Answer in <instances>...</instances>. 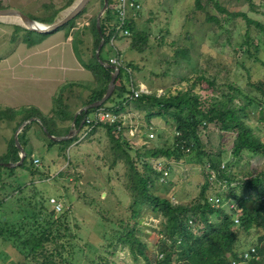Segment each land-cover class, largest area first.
I'll return each instance as SVG.
<instances>
[{
	"label": "trees",
	"instance_id": "obj_1",
	"mask_svg": "<svg viewBox=\"0 0 264 264\" xmlns=\"http://www.w3.org/2000/svg\"><path fill=\"white\" fill-rule=\"evenodd\" d=\"M73 1L65 0L61 8L70 6ZM98 1L101 7L103 0ZM139 1L124 0L125 13H122V8L116 7L121 0H108V6L100 17V32L95 25V13L88 17L85 25L70 34L76 20L85 13L87 4L73 18L58 27L65 29V35L72 36L71 46L79 59L77 47L83 45V33L86 31L89 34L90 56L82 61V66L92 73L95 85L84 99L79 97L83 99L81 106L102 96L112 71L111 67L102 65L95 56L100 34L103 43L99 49V58L111 64L110 58L118 57L116 64L119 73L112 92L100 105L78 113L74 125L77 127L86 116L100 107L108 110L114 116L113 119L95 123L84 119L75 135L55 141L48 138L46 132L52 135L67 133L70 124L59 125L64 120L71 122L74 117V111L67 104H63V112L56 108L43 112L33 105L20 109H0V119L16 118L14 130L29 117L35 116L40 120L33 119L22 127L18 133V141L25 151L22 162L12 167L0 164V176L6 174L12 177L15 174L17 178L14 180L17 182L19 177L16 169L45 175L44 171L33 164L31 139L26 135L33 122L39 124L48 140L47 145L60 146L59 150L72 144L87 128L90 130L85 134L86 137L102 127L109 142L112 164L118 161L125 164L131 197L129 205L123 214L116 217L99 211L98 219L106 225L98 233V240L80 243L82 229L78 222L71 219L74 217L69 207L65 206L64 199L61 211L55 208L49 210V195L37 191L34 185L3 183L0 192L5 187L10 189L0 196V236L10 240L18 250L22 257L19 264L25 260L33 264H113L111 257L116 248L123 246L128 249L132 264H264V82L258 80L247 84L249 75H246V88L230 79L217 81L214 75H205L206 70L197 69L190 47L181 46L175 47L171 55V71L176 75V67H190L194 74L188 76L183 73L180 77L185 85L165 88L161 92L146 87L145 91L135 96L130 87H139L133 77L134 69L139 67L132 61L120 59L119 50L112 40L131 36V47L141 52L147 34L139 35V31L135 30ZM194 5L200 8L201 0H194ZM56 14L57 11H54L44 19L31 18L42 23H52ZM213 18L210 17L211 20ZM249 24L264 30V26L255 20L246 19V25ZM14 27L30 31L19 25ZM124 29L127 34L120 33ZM47 33L38 32L39 37L26 38L25 42L31 45ZM251 38L246 35L247 40ZM106 46L115 48L114 55L103 58L101 54ZM165 69L161 72L162 76H166L170 68L167 66ZM203 81L206 83L204 89L209 91L206 96L199 93ZM251 86L259 95L250 94ZM111 98L114 99L113 103L106 104ZM132 108L142 111L147 122L153 117L164 119L173 128L172 142L160 145L150 142L152 139L144 133L148 127L138 126L139 137L144 138V147L133 146L125 132H129L134 124L124 119ZM57 114H61L60 119ZM206 123L218 126L221 144L216 153L205 151L199 138L198 129L200 126L205 127ZM225 137L231 140L228 153L223 146ZM6 143L0 161H17L19 149L13 135ZM171 159L182 162L186 159L203 165L204 179L195 197L187 201L167 197L168 185L177 182L166 178L160 180V176L168 173ZM67 160H70L68 156ZM212 184L218 185L209 191ZM28 186L33 190L34 199L32 201L28 198L27 206L19 205L22 216L13 222L6 216L4 204L14 196L13 191H21ZM172 194L175 195V192ZM55 196L54 200L56 198L59 201L63 195ZM145 212L160 215L159 227L152 235L143 232L142 218ZM145 234L146 238H143ZM148 237H153L152 244ZM242 237H246L244 242L249 244L246 249L241 247L244 244L240 242Z\"/></svg>",
	"mask_w": 264,
	"mask_h": 264
},
{
	"label": "rangeland",
	"instance_id": "obj_2",
	"mask_svg": "<svg viewBox=\"0 0 264 264\" xmlns=\"http://www.w3.org/2000/svg\"><path fill=\"white\" fill-rule=\"evenodd\" d=\"M76 1L74 0L70 6L61 8L65 0H0V7L14 8L29 17L43 19L57 11L54 19L57 21ZM139 3L135 30L139 31V35L147 34L141 52L131 47V36H122L112 41L119 50L120 59L138 65L139 68L134 69L133 77L143 90L147 87L161 92L165 88L185 85L184 81H180V77L183 73L188 76L193 75L190 67L186 68L182 65L176 67V75L171 71V55L175 47L181 46L190 47V54L196 60L197 69L206 70L205 75H214L217 81L230 79L243 88L251 82L258 80L264 82V30H259L251 24L246 25V19H251L264 26V0H201L200 8L194 5V0H140ZM86 4L85 13L76 20L70 34L85 25L88 17L97 14L100 9L98 0H89ZM210 17L214 18L211 20ZM14 25L25 27L17 16L0 15V109L4 107L20 109L33 105L43 112H49L52 108L63 112L65 103L71 111L76 112L95 83L92 73L82 66V61H86L90 56L89 34L86 31L83 33L84 46L81 44L77 47L81 58L79 59L71 46L72 36L65 35V29L57 28L48 32L41 38L43 41L41 47L46 46V50L50 44L55 45L49 59L52 67L27 69L22 66L27 61H21L27 52L28 45L25 39H35L39 35L35 31L16 29ZM246 35L252 37L251 40H247ZM115 48L106 46L101 55L103 58L114 55ZM105 50L107 52H104ZM46 53L49 54L48 51ZM60 56L62 58L59 61ZM32 59L47 61L44 54ZM167 66L170 68L167 70L168 74L162 76L161 72L166 71ZM204 87H206L205 81L202 82L199 93L206 96L209 91ZM250 94L259 95L253 86L250 88ZM113 101L114 99L111 98L106 104ZM143 114L142 111L133 108L125 114L124 119L134 124L129 132H125L129 142L133 146L144 147L142 145L144 138L139 137L137 128L142 126L148 127L144 133L152 139L150 142L157 145L163 142L170 144L173 139L171 125L159 117H153L147 122ZM60 115L57 114L59 119ZM96 115L100 114L97 112ZM16 121V118L0 119V156L6 150L7 140L14 135ZM64 122L68 123V120ZM30 127L26 135L28 134L31 139L33 164L40 171H44L45 175L16 169V175L19 177L17 182L14 180L17 178L15 174L12 177L2 174L0 187L3 183L34 185L37 191L49 195V210L52 209L51 199H54L55 195H63L57 201L60 204L59 211L62 209L64 199L65 206L69 207L74 217L71 219L78 222L80 230L82 229L80 243L85 240L97 241L98 233H101L102 226L106 225L104 221L98 219L99 211L116 217L118 214H123V210L130 203L125 164L122 161L112 164L109 142L102 127L95 129L87 137L85 134L88 129H86L85 133L63 150H59L60 146L55 144L47 145L48 140L38 123L33 122ZM150 132L152 134H149ZM198 135L205 151L212 153L218 151L221 140L217 124L206 123L205 127L200 126ZM230 142L228 137L223 139L227 153ZM161 165L162 162L158 164V168ZM242 165L245 167L243 163ZM203 171V165L197 162L171 159L168 173L160 176V180L166 178L177 182L168 185L167 197L183 201L195 197L204 179ZM216 185L218 184H212L208 190L217 187ZM9 189L5 187L0 192V196ZM172 192H175V195ZM12 193L14 196L8 198L4 206H6V216L16 222L22 216L19 205H29L28 198L33 201L34 195L31 186ZM159 216L151 212L143 214L144 233L152 235L157 231ZM144 237L146 238V234L143 235ZM148 240L151 244L154 242L153 237H148ZM244 240L246 237L240 240L241 244L244 243L241 247L246 249L249 244ZM17 251L10 240L0 236V264H19L22 257ZM111 259L113 264H132L125 246L116 248ZM23 264H33V262L25 260Z\"/></svg>",
	"mask_w": 264,
	"mask_h": 264
},
{
	"label": "water",
	"instance_id": "obj_3",
	"mask_svg": "<svg viewBox=\"0 0 264 264\" xmlns=\"http://www.w3.org/2000/svg\"><path fill=\"white\" fill-rule=\"evenodd\" d=\"M88 1L89 0H77L74 3V5H72L71 9L62 18H60L59 20L54 21L52 23H42L36 19H33V18L25 15L21 11L14 9V8H0V15L17 16L20 18L23 25L26 28H28L29 30H33V31L40 32V33H46V32H50V31L57 29L59 26H61L62 24L66 23L68 20L73 18L86 5V3ZM107 6H108V0H103L102 6L100 7V9L98 10V12L96 14L95 25H96V28L98 29L99 32H100V17L103 14V12L105 11V9L107 8ZM41 25H42V27H40ZM102 43H103V37L100 34V41H99V43L95 49V56L102 65L109 66L112 68V71L110 73V78H109V81L107 83L105 92L102 94V96L99 99L79 107V109L74 113V117L71 121L70 128L68 129L67 133H65L63 135H52V134H49L46 132V135L48 138L55 140V141H58V140L70 138L73 135H75L78 132V130L80 129L82 122H83V120H82L80 122V124L76 127L74 125L75 116L78 113H80L81 111L87 110L89 107L100 105L104 100L107 99V97L112 92V90L114 88L115 78H116L117 74L119 73V67L116 65H112V64H109L107 62H104L99 58L98 53H99V49L102 46ZM33 119L40 121L35 116L29 117V118L23 120L14 131L13 138H14L15 144L17 145V147L19 149V159L17 161H14V162H12V161H0V164L8 166V167H12V166H16L22 162V159L25 155V151L18 141V133L20 132V130L22 129V127L26 123L30 122ZM42 128L44 131H46L44 126Z\"/></svg>",
	"mask_w": 264,
	"mask_h": 264
},
{
	"label": "crops",
	"instance_id": "obj_4",
	"mask_svg": "<svg viewBox=\"0 0 264 264\" xmlns=\"http://www.w3.org/2000/svg\"><path fill=\"white\" fill-rule=\"evenodd\" d=\"M27 45H28V46H26L27 47V52H26L25 56L22 57V59H21L22 62L24 60L27 61L26 63L22 64V66L24 68H27V69H34V68L43 69V68H47V67H52V65L50 64L51 61L49 59H50V55L52 54L51 52H53L52 49H53V47L55 45L52 46L50 44L51 46L49 45V47L46 50H45L46 46L41 47V45H43V41L42 40H39L38 42H35V43L31 44V45L30 44H27ZM47 51L49 52V54L46 53ZM41 54H44L45 59L47 61L40 62L38 60H33L32 59L33 57L40 56ZM30 57H32V58L30 59ZM61 58H62V56H60L59 61L61 60ZM59 63H61V62H59ZM29 76L30 77L32 76L31 73H30ZM34 78H39V77L38 76L37 77L34 76ZM74 113H75V111H74ZM68 123L71 124V122H68ZM65 124H67V123H64V122L59 123V125H65Z\"/></svg>",
	"mask_w": 264,
	"mask_h": 264
},
{
	"label": "built area",
	"instance_id": "obj_5",
	"mask_svg": "<svg viewBox=\"0 0 264 264\" xmlns=\"http://www.w3.org/2000/svg\"><path fill=\"white\" fill-rule=\"evenodd\" d=\"M137 6H139V4ZM116 7L122 8L121 12L123 13L124 12L123 8L125 7L124 0H121V2L116 5ZM120 33L121 34L122 33L127 34V31H126V29H124V31H121ZM117 58L118 57H111L110 58V62H111L112 65L118 66L116 64L117 63ZM130 89L133 91V94L135 96L138 95V93L143 92V91L146 90V89L143 90L142 88H140V86L138 87V89H133L132 87H130ZM97 112L100 115H96ZM113 118H114V116L108 110L100 107V108L96 109L95 111H93L90 115L86 116L84 118L85 120L84 119L83 120L87 121V122L95 123V122H98V121H101V120H106V119H110L111 120ZM87 129H88V131L90 130V128H87ZM149 134H152V133L150 132ZM51 200L53 202L52 203V208H55L56 210H59L60 209V204L57 201H55L54 199H51ZM251 250H253V248H251Z\"/></svg>",
	"mask_w": 264,
	"mask_h": 264
},
{
	"label": "bare ground",
	"instance_id": "obj_6",
	"mask_svg": "<svg viewBox=\"0 0 264 264\" xmlns=\"http://www.w3.org/2000/svg\"><path fill=\"white\" fill-rule=\"evenodd\" d=\"M131 4V3H130ZM4 16V15H3ZM40 27H42V25L40 26ZM46 130V129H45Z\"/></svg>",
	"mask_w": 264,
	"mask_h": 264
}]
</instances>
